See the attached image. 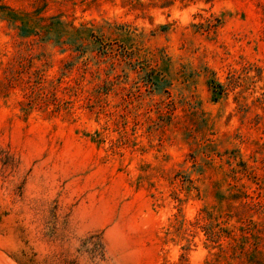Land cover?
I'll list each match as a JSON object with an SVG mask.
<instances>
[{"label":"rangeland","instance_id":"obj_1","mask_svg":"<svg viewBox=\"0 0 264 264\" xmlns=\"http://www.w3.org/2000/svg\"><path fill=\"white\" fill-rule=\"evenodd\" d=\"M0 264H264V0H0Z\"/></svg>","mask_w":264,"mask_h":264},{"label":"trees","instance_id":"obj_2","mask_svg":"<svg viewBox=\"0 0 264 264\" xmlns=\"http://www.w3.org/2000/svg\"><path fill=\"white\" fill-rule=\"evenodd\" d=\"M6 152H3L2 150H1V148H0V154L2 155V154H4V157L6 158V160H5V162L4 163H7V159H8V155H6L5 154Z\"/></svg>","mask_w":264,"mask_h":264}]
</instances>
